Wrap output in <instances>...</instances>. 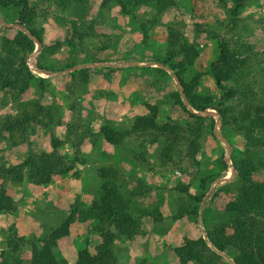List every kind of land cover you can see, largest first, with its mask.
<instances>
[{
    "label": "rangeland",
    "instance_id": "obj_1",
    "mask_svg": "<svg viewBox=\"0 0 264 264\" xmlns=\"http://www.w3.org/2000/svg\"><path fill=\"white\" fill-rule=\"evenodd\" d=\"M233 4L234 0H171L162 12H156L152 6H140L132 14L121 13L115 4L101 7L99 0H88L83 6L73 4L63 10L52 2L42 4L43 11L33 24L43 46L36 48V60L46 67L64 68L57 74L39 73L43 81L31 80L15 98L4 93L3 87L0 118L24 101L39 99L52 104L53 117L59 122L34 130L26 141L16 145L1 141L0 162H17L29 149H50L55 140L56 150L70 158L77 155L72 168L76 173L54 175L43 185L30 183L26 174L20 182H5L16 208L8 211L0 207V254L6 258L0 264H14L16 260L27 264L28 240L41 238L57 226L74 200L85 204L95 198L99 183L96 169L105 163L121 168L120 184L126 193L134 187L141 190L126 206L137 216L138 230L131 239L115 242V264H176L174 246L188 238L187 246L194 248L197 235L205 237L206 225L225 220L223 204L235 200L240 184L232 159L247 155L256 163L264 162V145L246 150L238 131L231 125L220 126L214 108H208L212 112H201L212 115L214 124L199 138V168L194 178L180 168L192 169L184 158L180 167L161 163L153 147L144 143L137 147L145 158L139 163L124 149L105 142L97 128L103 122L113 128L127 127L141 111L143 99L157 104L159 120L184 123L171 97V92L178 91L171 72H177L185 81L198 73L194 91L210 94L216 100L209 62L217 53V39L234 38L255 46L264 39V0L247 1L230 20ZM16 16L12 6L0 7L3 20L13 22ZM167 26L179 29L196 48L192 59H173V68L155 61L162 58ZM4 33L10 31L0 29V37ZM55 42L58 45L49 52L47 47ZM66 71H73V75L58 76ZM70 124L76 126L78 134L80 129L85 130L76 145L65 138ZM223 161L227 169L221 179L217 183L215 177L206 180L204 195L211 194L201 206V213L177 216L178 206L186 197L177 186L188 184L190 190H198L199 179L219 172ZM250 179L264 180V166L255 170ZM11 236L23 238L16 241L18 248L13 251L7 244ZM99 244L94 219L74 220L65 234L56 237L53 253L58 264H72L79 248L97 250ZM187 264L197 263L190 260Z\"/></svg>",
    "mask_w": 264,
    "mask_h": 264
},
{
    "label": "trees",
    "instance_id": "obj_2",
    "mask_svg": "<svg viewBox=\"0 0 264 264\" xmlns=\"http://www.w3.org/2000/svg\"><path fill=\"white\" fill-rule=\"evenodd\" d=\"M88 0H0V7L12 6L16 10L13 22L21 23L40 41L37 29L33 26L35 18L42 12V4L52 2L60 10L70 8L73 4L83 6ZM249 0H234L231 8L234 19L239 8ZM171 0H99L101 7L115 4L123 14H132L138 7L152 6L156 12H162ZM152 22V21H151ZM74 27V23L71 24ZM1 30H9L0 37V92L9 94L11 98L18 97L33 79L43 81V75L32 72L25 58L34 47V41L20 29L4 26ZM12 29V30H11ZM217 53L209 62L214 91L217 99L210 94L201 95L194 91L199 78L198 73L187 81L176 72L185 93L188 109L181 101L178 91L171 92L173 104L180 109L184 123L169 119H158L157 104L152 100L143 99L141 111L123 129L113 128L107 122L98 125L102 139L128 152L129 157L141 163L145 158L137 148L146 143L153 147L156 158L161 163L179 166L184 158L189 167H180L190 178L197 176L199 138L207 129L212 130L214 118L201 113L206 108H214L220 119V126L231 125L244 140L245 149L264 145V39L257 45L243 43L238 39L219 37L216 41ZM58 42L47 48L52 50ZM196 55L195 45L190 43L183 33L172 26L165 31V46L161 59H155L173 68L172 60L180 57L192 59ZM39 71L46 74L62 70L46 67L35 61ZM68 66V65H66ZM65 66V67H66ZM83 69V68H80ZM156 69L161 70L160 67ZM66 71L58 76L70 75ZM53 117L51 103L39 99L24 101L13 112L0 118V142L16 145L26 141L28 135L36 129L49 128L57 123ZM70 124L66 140L71 139L74 145L80 142V129ZM28 142V140H27ZM55 140L51 141L50 149H29L22 159L12 164L0 162V207L11 211L16 208L14 198L7 191L5 182H20L26 174L30 183L43 185L51 181L54 175H62L72 171L77 155L73 158L55 149ZM233 172L240 178L237 187L238 195L232 203L224 202L225 220L213 222L204 227L202 237L197 235L198 244L192 248L187 246L190 239L174 246L172 255L176 264H187L195 261L197 264H228L227 258L233 264H264V180H251V174L264 166V162H255L251 157L243 155L231 161ZM227 164L223 161L221 170L216 174L201 177L196 191L189 189L188 184H179V192L185 194L184 203L180 204L176 215L200 214L201 206L211 192L206 196V180L215 177L217 183ZM76 173L75 171H72ZM99 177L98 194L88 203L82 204L74 200L69 204L67 215L57 226L50 229L38 239H29V259L27 264H58L53 253L56 237L65 234L74 220H95L100 244L97 250L83 246L76 251L72 264H115L114 244L120 239H131L138 230L137 216L126 208L132 196L141 193L140 189L125 192L120 184L121 168L115 163H105L97 167ZM214 186V185H213ZM145 212V209H141ZM148 214L151 211L146 210ZM22 236H11L7 244L12 251L17 249V240ZM0 262L6 258L0 254ZM14 264H20L15 261Z\"/></svg>",
    "mask_w": 264,
    "mask_h": 264
},
{
    "label": "water",
    "instance_id": "obj_3",
    "mask_svg": "<svg viewBox=\"0 0 264 264\" xmlns=\"http://www.w3.org/2000/svg\"><path fill=\"white\" fill-rule=\"evenodd\" d=\"M0 23H1L2 25H4V26H15V27H18L21 31H23L24 33H26V35H28V36L34 41L35 48H38V47L40 46V41H39V39H38L33 33H31L26 27H24L21 23H17V22H7V21H4L1 17H0ZM162 67H165V66L162 65ZM165 68H167V67H165ZM169 71H170V70H169ZM41 72H42V71H41ZM171 74H172V77L174 78V81H175V83H176V85H177V88H178V91H179L180 96H181V98H182V102H183V104H184L188 109H190V106H189V104H188V102H187V99H186L185 93H184V91H183V89H182V85H181V83H180V80H179L178 76H177L175 73H173V72H171ZM204 112H212V110L206 108V109L204 110ZM217 116H218V115H217ZM215 120L217 121V119H215ZM203 236H205L204 233H203ZM227 260H228L230 263L233 264V261H232L231 259L227 258Z\"/></svg>",
    "mask_w": 264,
    "mask_h": 264
},
{
    "label": "built area",
    "instance_id": "obj_4",
    "mask_svg": "<svg viewBox=\"0 0 264 264\" xmlns=\"http://www.w3.org/2000/svg\"><path fill=\"white\" fill-rule=\"evenodd\" d=\"M36 54H37V49L34 47L26 56L25 58V62L28 66V68L34 72V73H41V71H39L36 66H35V61H36Z\"/></svg>",
    "mask_w": 264,
    "mask_h": 264
},
{
    "label": "crops",
    "instance_id": "obj_5",
    "mask_svg": "<svg viewBox=\"0 0 264 264\" xmlns=\"http://www.w3.org/2000/svg\"><path fill=\"white\" fill-rule=\"evenodd\" d=\"M37 1V0H36ZM55 7H56V5H55ZM47 17V16H46ZM5 21V20H4ZM53 21V20H52ZM54 22H56V21H54ZM41 73H43L44 75H47L46 73H44V72H41Z\"/></svg>",
    "mask_w": 264,
    "mask_h": 264
}]
</instances>
